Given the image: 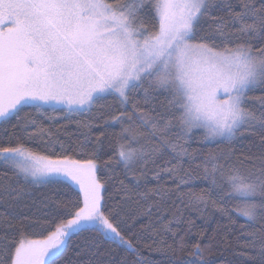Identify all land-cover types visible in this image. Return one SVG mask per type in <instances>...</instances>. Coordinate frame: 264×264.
<instances>
[{"label":"snow or ice","instance_id":"obj_1","mask_svg":"<svg viewBox=\"0 0 264 264\" xmlns=\"http://www.w3.org/2000/svg\"><path fill=\"white\" fill-rule=\"evenodd\" d=\"M257 89L264 93V0H0V165L12 173L0 174V264H84V253L87 264H105L97 237L134 256L117 264H146L134 223L108 203L114 173H100L113 163L135 186L151 172L157 188L141 195L158 197L157 207L176 197L172 218L152 234L169 233L174 244L152 239L144 248L174 258L169 264H192L185 253L207 264L218 247L233 254L222 264H264V94L250 95ZM26 108L89 116L99 108L102 124L82 127L119 132L86 134L71 153L60 141L38 149L32 141L46 130L21 116ZM195 129L203 146L217 144L195 165L199 172L191 161L203 148L186 146ZM245 136L256 139L237 154ZM105 141L114 150L106 161ZM165 176L170 187L160 186ZM196 180L207 186L191 187ZM62 181L78 188L74 198L36 193ZM119 184L130 199L134 187ZM181 207L205 223L214 209L232 225V212L247 224L234 242L217 224L202 244L207 230L191 218L180 228ZM193 229L199 239L189 245ZM84 233L91 239L74 245Z\"/></svg>","mask_w":264,"mask_h":264},{"label":"trees","instance_id":"obj_2","mask_svg":"<svg viewBox=\"0 0 264 264\" xmlns=\"http://www.w3.org/2000/svg\"><path fill=\"white\" fill-rule=\"evenodd\" d=\"M237 10H239L237 8ZM207 26V25H205ZM262 93L260 89L255 90L254 92L250 93L251 96H259ZM140 96L143 95L141 92L139 94ZM159 99L161 101L165 100V95L160 94ZM250 106L258 107L257 104H255L253 101H249ZM25 113L28 114L29 119L36 120L37 124L42 125L43 128L46 130V134L44 135L43 140H41L40 136L37 135L36 138L32 141V145L34 147L43 148L45 141H60L65 145V148L69 150L71 153L72 149H76L78 147L79 142L84 141L85 135H90L92 139L95 138L96 135L99 134L100 131L104 130V127L107 128V131L109 133L113 132H119V126H104V127H96L93 126L91 130L86 129L82 127L83 123L92 122L95 124H102V121L98 119L100 116V109L96 108L93 109L92 115L89 116L88 114H68L64 111H56L53 112L51 109L48 110L47 113L44 115H40L36 113L31 108H26L24 113H21V116H25ZM80 122V123H77ZM16 121L13 120L10 124H8L7 131L8 133H12L14 131L12 124H15ZM50 133V135H48ZM19 134V133H17ZM202 129H195L192 134V139L189 142V145H186L189 147V151L191 152L193 149H201L203 148V151H198L196 153L195 159L191 161L192 167L194 171L199 172V169L195 168L196 164H202L204 154L207 152L208 147L216 148L217 144H210L208 146H203L201 143L202 141ZM0 135H3V129H0ZM255 137L245 136L241 139V141H238L235 145V148L237 150V154L241 150L247 151L246 145L250 142L255 140ZM108 142L105 141V151L102 155L103 160H108L110 156L114 155L113 148L107 147ZM220 148H223L227 150V146L224 144L219 145ZM57 150H59V144H56ZM255 149L253 148L252 153H255ZM76 158L85 159L87 158L86 155H77ZM186 163L185 167H188L186 157ZM158 164L163 165V160H158ZM151 167V166H149ZM245 167H248V165H245ZM5 171H8L6 168H4L2 165H0V174L4 173ZM110 173H114L113 179L109 180L107 187V193L106 195L109 197L108 203L112 207H119L122 213H126L128 216V222L134 223L133 231L136 232L140 236V243H141V250L143 251V258L146 261V264H169L170 259H174L168 255H165L159 251H156L155 249L149 250L143 247L145 244H150L152 242V239H164L166 240L167 244H174L173 238L171 234L165 233L163 231L160 232L159 236H153V232L157 229H162V226L167 223L169 219L172 218L173 213L175 212V207L173 206V201L176 200V197L173 195L169 199H166V201L160 205L159 207L156 206L154 203L159 198L155 195L149 194V198H144L141 194L147 193L149 189H155L157 188L156 181L152 180V173L149 172L147 176V180L141 179L140 184L138 186H135L134 181L132 178L125 177L124 175V169L122 165L113 163L109 166V168L104 169L100 175L107 179ZM8 175L11 176V171H8ZM15 179V178H14ZM124 180L125 184H128L132 187H134V191L130 194V199H124L123 193L120 191V184L119 181ZM160 186L162 187H170L171 181L167 179L165 176L161 181L159 182ZM206 182L202 180H196L193 182L191 187L195 189H200L202 187H206ZM187 189H185L186 191ZM40 192H46L49 195H54L57 199H72L76 196V193L78 192V188L74 185H71L69 187L64 186V182L62 181L59 188L57 189L56 186H49L48 188H38L36 189V193L39 194ZM177 203H179L177 201ZM232 203H235L233 200ZM149 205H152V212L151 214L146 213V209ZM231 207V204L228 205ZM181 211L183 212V220L185 223H182L180 225V228L186 227V221L191 218L196 222V224L200 227H203L207 230V233L203 240H201V243H207L208 237L212 235V232L214 229L217 228V224L221 225V235L228 234L225 232V226H227L228 229L232 230V236L230 238L233 239L234 237L239 235L240 232V226L246 225L247 221L244 217L238 215L235 212H232V219L236 221L234 225L230 224L228 221L227 216L222 215L221 213L215 211L214 209H209L208 211L211 213L210 219L208 223H205L204 220H202L199 216V213L196 212L194 209H184L181 207ZM144 212L145 214L141 215L140 213ZM172 227H176L175 224L172 225ZM197 229H193V235L190 237H187L189 245L192 243H195L199 237L195 235V232ZM181 234H183L181 232ZM129 236H131V233H128ZM92 234L90 233H84L80 237H74L73 243L80 244L85 240V237H88L91 239ZM220 237H218L219 239ZM101 243V250L104 253L102 256V259L105 261V264H117V262H120L127 258L130 262L134 259V256L127 251L124 246H118L116 243H112L109 240H104L100 237L96 238ZM223 253V254H221ZM179 255V254H178ZM69 258L76 259L74 254H70ZM184 259H188L192 261V264H197L198 258L196 257H188L186 253L183 255ZM80 260L84 262V264H87L89 260V256L87 253H84L79 257ZM207 264H222V262H226L228 260L233 259V254L231 250L224 251L222 247H218L214 254L212 256H209L206 258Z\"/></svg>","mask_w":264,"mask_h":264},{"label":"rangeland","instance_id":"obj_3","mask_svg":"<svg viewBox=\"0 0 264 264\" xmlns=\"http://www.w3.org/2000/svg\"><path fill=\"white\" fill-rule=\"evenodd\" d=\"M75 186V185H74ZM76 187V186H75Z\"/></svg>","mask_w":264,"mask_h":264}]
</instances>
